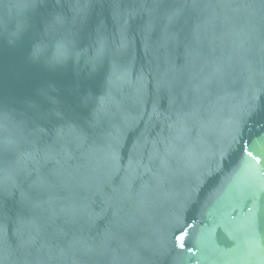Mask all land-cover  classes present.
Segmentation results:
<instances>
[{
  "label": "water",
  "instance_id": "obj_1",
  "mask_svg": "<svg viewBox=\"0 0 264 264\" xmlns=\"http://www.w3.org/2000/svg\"><path fill=\"white\" fill-rule=\"evenodd\" d=\"M0 264H264V0H0Z\"/></svg>",
  "mask_w": 264,
  "mask_h": 264
}]
</instances>
